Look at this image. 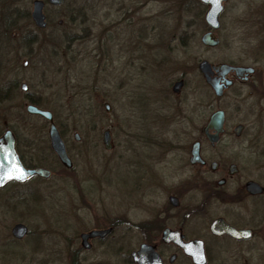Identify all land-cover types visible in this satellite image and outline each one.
I'll use <instances>...</instances> for the list:
<instances>
[{
	"label": "rangeland",
	"instance_id": "374dc122",
	"mask_svg": "<svg viewBox=\"0 0 264 264\" xmlns=\"http://www.w3.org/2000/svg\"><path fill=\"white\" fill-rule=\"evenodd\" d=\"M32 1L0 0V94L14 100L20 97V84L26 83L32 98L54 112L73 168L62 167L49 149L36 148L49 147L48 125L27 117L22 132L34 147V157L46 156L43 164L51 175L0 190V264H132L128 255L138 247L141 233L134 227L123 231L124 205L116 207L101 196L125 199L126 147H142L140 136L147 129L172 147L175 140L189 145L190 134H196L187 131L188 108L194 120L202 112L206 118L216 107H226L234 119V91L212 101L192 64L201 57L218 62L245 56L236 39V22L248 0L229 1L230 18L221 31L229 46L211 50L194 46L198 37L192 45L189 0H68L59 8L46 4L45 29L30 18ZM26 33L32 38L28 44ZM182 75L188 80L176 96L171 85ZM199 125L200 118L194 126ZM106 129L110 150L102 143ZM169 162L167 171L179 167L176 160ZM127 214L137 221L145 211L136 206ZM111 220L118 225L113 234L93 242L89 250L80 247V232ZM17 222L28 228L21 240L11 235ZM124 237L128 244H123ZM159 249L168 264L175 247L164 244ZM180 256L177 252L173 264H187Z\"/></svg>",
	"mask_w": 264,
	"mask_h": 264
},
{
	"label": "flooded vegetation",
	"instance_id": "af4514ba",
	"mask_svg": "<svg viewBox=\"0 0 264 264\" xmlns=\"http://www.w3.org/2000/svg\"><path fill=\"white\" fill-rule=\"evenodd\" d=\"M189 1L192 45L194 38L198 37L194 46L204 50L228 47L221 31L225 30L224 22L230 18V0L219 1L220 9L216 20H211L212 24L207 22L206 14L212 3L216 4L218 0ZM43 11L47 19L45 6ZM236 24L240 31L236 39L240 54L244 57L218 62L201 57L192 64L210 89L214 98L212 101H220L227 92L234 91L231 99L234 119L229 118L226 107H216L206 118L202 112L201 117L197 118H200V125L194 126L197 119L189 117L188 108L187 131L194 130L196 134H190L189 145L175 140L172 147L160 136L157 137L155 130L147 129V134L140 136L142 147H126L128 155L123 171L125 199L117 202L113 199L110 201L106 193L101 196L116 204V207L124 205L123 231L125 227H134L141 233L138 247L132 251H136L141 244L151 246L159 255L161 264L165 263V256L159 249L161 245H171L176 249V252L168 255V264L176 261L177 252L183 254L175 244L162 241L161 235L165 229L179 231L183 240L189 241V256H180L186 259L187 264H264V0H248L247 10ZM25 39L28 44L32 40L31 34L26 33ZM201 61L209 64L208 79L216 83L219 95L215 94L199 71ZM187 76L189 78V73ZM187 80L183 75L176 78L171 92L172 86L182 81L179 92L173 93L179 96ZM19 88L20 97L16 96L14 100L0 94V139L6 131L10 132L14 139V150L24 168L47 169L43 164L46 156L34 157V147H30L22 131L27 129L24 120L29 116L40 118L49 125V121L43 117L27 111L28 105H34L51 111L53 123L60 134L54 112L32 98L26 83H21ZM218 110L223 114L221 131L218 134L213 129L206 131L210 116ZM155 119L154 116L146 121ZM48 146L36 148L51 151L49 139ZM65 149L68 154L66 145ZM168 154H171L170 160H167ZM69 158L72 167L66 170L73 168V161ZM171 160L179 162V167L167 171L171 167L168 165ZM47 170L50 176L51 170ZM33 177L43 178L33 175L23 182ZM169 178L173 179L174 185H169L173 183L168 182ZM23 182L11 180L0 186V190ZM162 190L164 201L160 202L158 198ZM136 206L143 208L144 218L130 221L127 213ZM97 225L78 234L80 247L89 250L93 242L104 241L118 227L113 220ZM95 230L109 232L103 237L88 238L86 243L89 247L85 248L80 235ZM128 243V238L124 237L123 244ZM132 251L128 257L132 264H136L130 255ZM171 255H174L172 261L169 260Z\"/></svg>",
	"mask_w": 264,
	"mask_h": 264
},
{
	"label": "water",
	"instance_id": "95a60500",
	"mask_svg": "<svg viewBox=\"0 0 264 264\" xmlns=\"http://www.w3.org/2000/svg\"><path fill=\"white\" fill-rule=\"evenodd\" d=\"M66 0H47V3L54 6H60ZM203 2H209L208 0H202ZM219 1L216 4L212 3L211 9L206 14V19L209 24L211 20L215 19L218 14V10L220 9ZM43 0H33L31 7V19L34 25L37 28H45L47 25L46 17L43 12L44 8ZM61 23V21H59ZM205 42H207L205 40ZM209 64L206 61H201L198 65L199 71L202 73L205 81L211 86L216 95H219V89L216 83L210 79H208V70ZM182 86V81H177L172 86V92L177 94L179 89ZM106 111H108V105H105ZM27 111L33 115H39L43 117L45 120L49 121L47 134L49 139V145L51 150L56 155L58 161L65 167L71 168L72 162L66 152L65 144L52 120V113L45 109H40L34 105H28ZM223 120L222 111H216L211 116L206 126V131L208 129H213L218 134L221 131V125ZM74 139L78 140V135L74 134ZM102 143L105 149H110V134L108 130L103 131L102 133ZM195 159H197L195 157ZM19 170H23L24 175L22 178H14L9 179V176L17 177L20 175ZM50 172L44 168H34V169H26L24 168L14 150V139L11 136L10 132L6 131L0 139V186L5 183L15 180V181H25L33 175H39L43 178H47ZM28 229L27 226L21 222L15 223L11 228V234L16 239H22ZM109 230H95L90 231L86 234H81L80 238L82 239V244L85 248H88L89 245L86 243L88 238L94 237H103L105 236ZM161 239L164 243H173L178 248L182 250V252L189 256V241L183 240V235L179 231H173L169 229H165L162 231ZM131 257L136 264H161V259L159 255L154 251V248L148 246L146 244H141L140 247L136 251L131 252ZM174 255H171L169 260H173Z\"/></svg>",
	"mask_w": 264,
	"mask_h": 264
},
{
	"label": "snow or ice",
	"instance_id": "6c2138e0",
	"mask_svg": "<svg viewBox=\"0 0 264 264\" xmlns=\"http://www.w3.org/2000/svg\"><path fill=\"white\" fill-rule=\"evenodd\" d=\"M19 172H20V175H19V176H17V177L9 176V179H14V178L18 179V178H22L23 175H24V172H23V170H19Z\"/></svg>",
	"mask_w": 264,
	"mask_h": 264
},
{
	"label": "trees",
	"instance_id": "16d2710c",
	"mask_svg": "<svg viewBox=\"0 0 264 264\" xmlns=\"http://www.w3.org/2000/svg\"><path fill=\"white\" fill-rule=\"evenodd\" d=\"M76 15H79V13L78 14H76ZM69 18V17H68Z\"/></svg>",
	"mask_w": 264,
	"mask_h": 264
}]
</instances>
